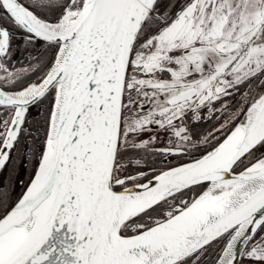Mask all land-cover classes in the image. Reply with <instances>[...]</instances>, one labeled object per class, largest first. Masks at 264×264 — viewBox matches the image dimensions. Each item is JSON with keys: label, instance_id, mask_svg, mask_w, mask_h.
<instances>
[{"label": "snow or ice", "instance_id": "snow-or-ice-1", "mask_svg": "<svg viewBox=\"0 0 264 264\" xmlns=\"http://www.w3.org/2000/svg\"><path fill=\"white\" fill-rule=\"evenodd\" d=\"M0 264H264V0H0Z\"/></svg>", "mask_w": 264, "mask_h": 264}, {"label": "flooded vegetation", "instance_id": "flooded-vegetation-1", "mask_svg": "<svg viewBox=\"0 0 264 264\" xmlns=\"http://www.w3.org/2000/svg\"><path fill=\"white\" fill-rule=\"evenodd\" d=\"M30 50L33 51V55H35L37 52L41 51V48H40V46H37L35 49H30ZM17 60L23 61V63L27 64V61L23 60V54L22 53L18 54ZM19 66H20V64H17V67H19ZM205 112H206V110H205ZM201 127L206 132V131L211 130L214 127H218V124L214 120H212V121H207V122L203 123L201 125ZM152 134H155V133H146L145 135L147 136V135H152ZM159 146H161V145L160 144L155 145V147H159ZM171 161L173 163H175L176 162V158L172 157ZM4 175H7V171H5ZM29 175H30L29 172L21 169L20 172H19V175L17 177V181L22 179L25 182V184H26L28 182V180H29ZM22 190H23V188L21 186H19V184H17L16 190H15V195L19 196L21 194Z\"/></svg>", "mask_w": 264, "mask_h": 264}, {"label": "trees", "instance_id": "trees-1", "mask_svg": "<svg viewBox=\"0 0 264 264\" xmlns=\"http://www.w3.org/2000/svg\"><path fill=\"white\" fill-rule=\"evenodd\" d=\"M19 194V193H18ZM210 252H211V250H210ZM211 259V257H209V260Z\"/></svg>", "mask_w": 264, "mask_h": 264}]
</instances>
